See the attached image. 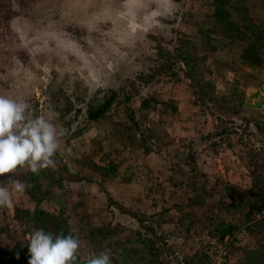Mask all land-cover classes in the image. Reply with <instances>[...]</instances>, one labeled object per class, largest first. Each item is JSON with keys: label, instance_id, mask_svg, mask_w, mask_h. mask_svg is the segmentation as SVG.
<instances>
[{"label": "rangeland", "instance_id": "1", "mask_svg": "<svg viewBox=\"0 0 264 264\" xmlns=\"http://www.w3.org/2000/svg\"><path fill=\"white\" fill-rule=\"evenodd\" d=\"M31 2L32 0H29V3ZM102 2L103 0H97L98 4ZM115 2L118 3V0ZM176 3L178 6L176 14L163 22L164 27L142 34L131 60L122 65L115 74L110 75L99 87L87 85L78 79L70 82L67 77H61L56 73H53L52 82L47 86L33 87L22 84L5 87L22 92L30 99L36 115L44 116L62 126L67 132L61 149L54 157L55 167L44 169L46 176L41 179L44 189L49 187V180L62 181V187L56 188L53 184L50 187L52 194L44 204L49 211L56 213V209L61 206L56 198L59 196L63 206L68 204V207L78 211L79 214L74 218L76 221L90 218L96 224L122 225L126 232L138 229L139 225L141 230H145L144 225H153L158 233L166 237L171 264H174L176 259H182L188 251L192 252L194 248L199 247L210 253L209 264H238L243 255L242 250L255 244L254 237L243 227L233 236L224 239L212 254V240L209 237L183 234L181 232L183 229L176 220L187 210L185 202L190 191L186 189L185 181L192 177L191 167L205 174L196 178L212 192L210 201L213 202L220 196L229 198L224 191L223 182L240 188L249 186L251 177L245 172L243 163L244 159H250V156L243 152L238 153L237 150L254 149L253 151L258 152L257 160L261 161L264 156V135L254 130L251 122L244 123L240 118L264 122V86L261 84L264 73H255L254 75L258 76L260 74L257 79L247 78V81L254 84L241 82L245 93L242 112L238 114L227 112L222 115L236 130L238 136L235 138L231 134L232 145L217 146L219 154L212 156V147L208 145L212 140H202L201 137L207 131L214 132L219 129L217 126L220 124L211 112L215 111L214 113L218 115L217 113L221 114L222 111L212 102L209 104L210 108H206V113H201L192 103V83L186 78L183 70L178 69V64H173L170 68L169 60L163 58L164 55L174 52L183 39L188 41L186 45L189 50L195 48L198 53L206 52L201 38L197 40L195 24L201 20L204 13L211 11V6L207 0H181ZM253 3L254 10H258L253 17L261 19V12L258 9L260 0H254ZM6 19L7 16L0 10V23ZM64 27L65 30L71 29L72 35L77 39L84 35L74 20L72 23H66ZM63 65V61L54 63L57 69ZM228 77L234 75L229 73ZM214 79L217 89L223 90L224 78L218 73ZM108 88H113L119 93L111 110L96 121H85L87 105ZM142 95L157 98L159 102L169 101L171 104L167 108L156 110V114H150L144 121H139L141 129H146V134H149L151 120L156 119L158 122L161 111L164 112L163 116L167 117L162 129L167 131V136L161 133L162 125L155 124V129L158 132L160 130L162 140L151 141L161 150L145 155L141 150H128L127 144L119 139L114 131L118 127L123 129L121 125L126 123L124 119L129 115L128 109H135L139 103L137 98ZM172 106L178 108V112L173 115ZM140 115L135 113L136 118H140ZM126 127L128 128V125ZM239 137L241 142L238 140ZM190 148L202 150L194 160L187 157L186 153ZM92 161L99 164H108L111 161L117 163L116 176L102 178L91 170ZM216 162L222 164V169L224 167L228 169L225 177L218 176L220 174L218 166L212 173L207 171V167L210 168V164ZM25 171L28 170L18 172L15 178L22 180ZM166 175L170 178L166 179ZM8 176H12V173L0 177V181ZM13 200L14 206L19 204L32 207L25 193H13ZM120 206L128 211H121ZM130 211L135 214L131 215ZM13 213L14 207L10 210H0V244L4 246H8L19 236ZM197 214L202 216L203 212L197 211ZM140 219L143 223L139 224ZM186 221L187 219H184V222ZM233 238L236 242L230 244ZM79 239L81 248L78 253L88 257L89 244L84 238ZM97 251L100 253L99 249L93 253Z\"/></svg>", "mask_w": 264, "mask_h": 264}, {"label": "trees", "instance_id": "2", "mask_svg": "<svg viewBox=\"0 0 264 264\" xmlns=\"http://www.w3.org/2000/svg\"><path fill=\"white\" fill-rule=\"evenodd\" d=\"M180 1L176 0V2ZM207 1L211 11L204 13L201 20L195 24L197 40L201 38L206 52L198 53L194 46V50H189L186 45L188 41L183 39L174 52L164 55L163 58L169 60L170 68L173 64H178V69L183 70L186 78L192 83V103L201 113H204L212 102L216 103L218 110L222 111L221 114L217 113L218 115L214 113L215 111L211 112L220 124L217 126L219 129L214 132L207 131L201 137L202 140H212L208 145L212 147L210 148L213 152L212 156H215L219 154L217 146H224L222 144L231 146L232 135L238 136L236 130L222 115L227 112L232 114L242 112L245 93L240 85L241 82H246L250 77L259 78L260 74L258 76L254 75L255 73H264V0H260L258 6L261 19L253 17V14L258 11L254 10V0ZM218 73L224 78L223 90L217 89L214 82V77ZM229 73H232L234 77H228ZM247 82L254 84L252 81ZM261 84L264 86V80H261ZM118 96L117 90L106 89L101 96L87 105L85 121H96L105 116ZM137 100H139L138 106L135 109H128L129 115L124 119L126 123L121 125L123 129L118 127L114 131L118 134V138L127 144L130 151L141 150L144 155L152 151H160L161 149L156 148L151 141L161 142L162 140L160 130L164 128L167 120V117L163 116L164 112H160L161 117L158 122L155 121L156 119L150 121L149 134H146V129H141L139 121H144L150 114H156V110L167 108L171 104L169 101L159 102L157 98L147 95H142ZM177 112V106H172L171 114ZM135 113L141 114L139 119L136 118ZM240 121L251 122L254 130L264 135V122L257 119L250 121L245 117H241ZM155 124L162 125L159 132L155 129ZM161 133L167 136V131L162 130ZM240 138L239 142H241ZM253 150H237L238 153L243 152L250 156V159H244L243 166L245 172L251 177V182L246 188L223 182L224 191L229 198L220 196L216 201H210L212 192L208 191L205 184L198 182L196 178L203 177L205 174L191 167L192 177L185 181V187L190 191L185 202L187 210L182 214V218L179 217L176 220L183 229L181 231L183 234L209 237L212 240V254L225 238L233 236L243 227L254 237L255 244L253 247L242 250L243 255L238 264H264V217L260 216L264 208V156L261 161H258V152ZM200 151L202 150L190 148L186 154L194 160ZM90 168L106 179L115 177L118 172L117 163L112 161L108 164L92 161ZM207 171L211 173L214 171L212 163ZM44 176H46L44 170L38 174L30 171L23 173L21 181L30 185L26 188L25 194L28 195L32 207L19 204L14 206L13 220L18 226L19 236L8 246L0 244V264H27L26 237L36 229L51 231L56 235L61 232L64 235L71 233L78 238H84L89 244L90 255L84 257L78 253L75 264H85L86 260L94 255L93 252L96 249L101 252L105 248L111 250L112 264H171V259L168 257L170 248L166 237L158 233L153 225H144L145 230H141L139 225L138 229L126 232V228L122 225L96 224L90 218L76 221L74 218L79 214L78 211L68 207V204L63 206L59 196L56 198L61 206L56 209V213L49 211L44 204L52 194L50 187L53 184L56 188H60L62 181L49 180V187L44 189L41 180ZM169 178L170 176H167L166 179ZM120 209L123 212L128 211L123 206H120ZM197 211H202V216H198ZM130 214L133 215L135 212L130 211ZM184 219L187 221L184 222ZM140 223H143V220L140 219ZM235 242L236 239L233 238L230 244ZM210 257V253L199 247L194 248L192 252L188 251L182 259H176L174 264H209Z\"/></svg>", "mask_w": 264, "mask_h": 264}, {"label": "clouds", "instance_id": "3", "mask_svg": "<svg viewBox=\"0 0 264 264\" xmlns=\"http://www.w3.org/2000/svg\"><path fill=\"white\" fill-rule=\"evenodd\" d=\"M7 19L0 23V210L14 207L13 193L30 185L15 178L55 167L67 135L62 126L36 115L30 99L5 85L47 86L53 73L99 87L138 48L140 36L164 27L176 0H0ZM84 35L77 39L66 23ZM55 58V60L53 59ZM63 61L62 68L54 67ZM27 264H75L81 241L73 234L36 229L26 237ZM85 264H112L105 248Z\"/></svg>", "mask_w": 264, "mask_h": 264}, {"label": "crops", "instance_id": "4", "mask_svg": "<svg viewBox=\"0 0 264 264\" xmlns=\"http://www.w3.org/2000/svg\"><path fill=\"white\" fill-rule=\"evenodd\" d=\"M216 159V158H215ZM215 161V160H214ZM219 161V160H218ZM221 163H219L218 164V162H216V163H214L213 164V168H218L219 167V169H220V174L218 175V176H222V177H225V175L227 174V172L226 171H228V169H226L225 167H224V169H222L221 168ZM218 166V167H217ZM207 168H209V167H207ZM219 169H217V170H219ZM214 170H216V169H214ZM214 172V171H213ZM241 175V174H240ZM240 175H239V177H240Z\"/></svg>", "mask_w": 264, "mask_h": 264}, {"label": "built area", "instance_id": "5", "mask_svg": "<svg viewBox=\"0 0 264 264\" xmlns=\"http://www.w3.org/2000/svg\"><path fill=\"white\" fill-rule=\"evenodd\" d=\"M260 216H263V217H264V208L261 210V212H260ZM225 239H228V237L225 238Z\"/></svg>", "mask_w": 264, "mask_h": 264}]
</instances>
